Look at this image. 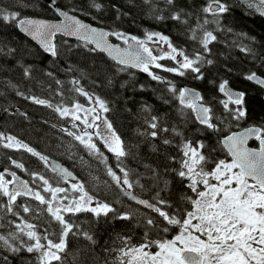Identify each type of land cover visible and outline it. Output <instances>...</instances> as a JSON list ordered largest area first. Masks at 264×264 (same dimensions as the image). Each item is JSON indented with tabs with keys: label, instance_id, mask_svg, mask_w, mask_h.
Instances as JSON below:
<instances>
[{
	"label": "trees",
	"instance_id": "16d2710c",
	"mask_svg": "<svg viewBox=\"0 0 264 264\" xmlns=\"http://www.w3.org/2000/svg\"><path fill=\"white\" fill-rule=\"evenodd\" d=\"M97 2L103 5L101 12L89 7L90 0H57L58 4L68 6L65 10L72 6L82 9L78 16L111 31H123L138 39H146V32H160L190 57L201 53L204 61L199 66L203 78L195 79L197 74L191 71L179 76L154 67H151V71L162 80H153L147 73L130 66L118 71L121 66L106 53L98 50L90 52L79 39L61 34L55 37L58 55L53 57L21 32L15 22L0 20V133L14 136L42 155L62 162L76 174L78 182L84 185L89 195L114 209V212L99 217L90 212L67 215L66 219L78 227L73 229L76 234L67 237L66 251L61 253L62 261H54L53 264H119V250L126 247V242L128 246L145 242V232L153 240L170 239L176 234L174 228L167 234L150 229L146 225V218L158 219L157 214L124 195L107 175L108 167L121 177L123 174L119 167L125 168L133 182L134 192L152 202H155L153 197L159 192L161 198L173 205L182 204L181 197L192 195L184 186L185 182L172 171L180 166L178 145L182 138L193 143L203 142L205 154L211 152L214 158L223 159L226 158V151L219 144L222 135L250 124L264 126V89L246 79L253 72L264 77V16L255 7H248L245 0H224L229 12L222 17L220 27L214 23L205 25L217 37L209 44V51L205 52L198 39L190 38V29L196 27L198 20L203 22L205 14L201 9L208 0H176L172 6L167 5L165 0H150L148 3L145 0ZM0 9L17 11L20 16L57 17L46 0H0ZM181 10L187 23L170 19L173 11ZM85 12L90 14L85 15ZM157 15H163L165 19L157 20ZM207 18L210 21L213 19L211 16ZM201 35L202 31H198L197 36ZM112 39L116 40L115 37ZM208 60L212 63L208 64ZM159 63L176 67L169 59L160 60ZM25 69L28 76L24 74ZM223 81H227L229 87L245 93L246 118L240 121L231 119L220 104L221 100L227 99L219 91V84ZM170 85L176 89L183 85L198 88L203 102L212 109L213 122L219 130L213 132L200 125L195 114L183 109L168 91ZM77 87L87 92L93 100L99 97L106 102L109 111L103 114L121 137L128 152L127 156L121 158L119 166L115 156L107 151L96 135L92 137L93 142L107 157L106 163L64 131L85 130L79 120L62 117L55 111L57 107L74 102L89 103L88 97L75 90ZM31 97L46 100L52 107L34 103ZM152 116L159 118L161 128H175L181 136L171 131L160 132L155 139L142 135L151 131L146 120ZM74 123L77 125L75 128L72 126ZM164 139L173 142L165 145ZM249 143L256 145L257 141L252 138ZM173 157L176 159L173 160ZM13 160L24 164L27 171L17 169L12 164ZM0 167L24 176L33 188H37L40 182L31 183L32 172L44 175L53 185L71 186L49 165L45 167L37 157L23 149L5 148L2 143ZM4 201L5 198H0V202ZM17 204H27L34 209L26 215L22 208L16 207L24 219L38 225V231L43 233L47 228L58 236L59 227L55 223L50 225L51 218L46 213L37 218L35 209L41 207L37 201L22 196L18 197ZM122 214H129L130 218L119 219ZM14 220L15 216L0 211V234L7 235L14 231L10 224ZM85 232L92 240L85 238L82 234ZM57 236L52 239H57ZM3 255L9 256L8 264H36L34 253L11 254L0 250V256Z\"/></svg>",
	"mask_w": 264,
	"mask_h": 264
},
{
	"label": "snow or ice",
	"instance_id": "6c2138e0",
	"mask_svg": "<svg viewBox=\"0 0 264 264\" xmlns=\"http://www.w3.org/2000/svg\"><path fill=\"white\" fill-rule=\"evenodd\" d=\"M145 2L148 3L150 0ZM175 2L176 0H165L169 6L174 5ZM245 2L248 7H255L256 11L264 16V0H245ZM48 7L61 18L58 23L20 18L19 12L4 9H0V20L15 22L21 31L37 41L44 52L50 53L53 57L58 55L53 39L57 33H62L65 36L77 37L90 52L98 50L107 53L121 66L118 71H123L125 67L130 66L147 73L153 80H162V77L150 70L151 66L179 76H184L186 72L191 71L197 74L195 79L203 78L199 66L204 61L202 54L197 52L190 57L182 49L175 47L168 36L160 32H146V40L138 39L135 35H128L123 31L104 30L84 23L77 16V13L83 10L75 6L65 10L68 6L58 4L57 0H48ZM89 7L97 12L103 9V5L97 0H90ZM201 11L205 14L203 22L198 20L196 27L190 29V38L198 39L201 47L207 52L209 44L217 37L212 31L207 30L205 25L214 23L219 28L222 17L229 12V6L224 0H208ZM117 12L119 13L118 9ZM208 16L213 19L210 21ZM155 19L163 20L165 17L157 15ZM170 19L187 23L182 10L173 11ZM198 31H202L199 37ZM109 37H115L126 47L110 43ZM148 41L163 42L167 45L168 51L163 55H154L153 50L148 47ZM164 59L173 61L176 67H166L159 63ZM207 63L211 64L212 61L208 60ZM24 74L29 75L27 69ZM246 79L264 86V79H259L255 73L248 75ZM56 82L60 83L59 80ZM73 83L79 82L73 81ZM227 84V81L219 84V91L227 97L221 100L220 104L231 119L240 121L248 114L245 107V93L232 91ZM75 90L80 95L88 97L90 103L93 102V98L82 88L77 87ZM168 91L179 101L183 109L191 110L195 114L196 121L200 125L213 132L219 130L217 124L213 122L212 109L200 103L202 97L198 92L187 88L176 89L174 85H170ZM18 94L22 95V93ZM30 99L34 103L52 107L46 100L36 97ZM94 104L96 107L84 108L83 105L76 103L71 110L67 107L63 109L57 107L55 111L62 117L71 113L73 121L79 120L84 124L85 130L82 131V135H75L67 129L64 131L74 136L90 153L97 154L102 158V162L106 163L107 157H104L100 148L93 142L92 134L86 131V129L95 128L97 138L107 151L115 156L119 166L121 158L128 155L124 142L107 118L103 119L105 131L103 133L99 131L100 125L97 121L101 120V113H107L109 109L106 102L99 97H95ZM81 111L84 112L83 118L78 114ZM146 124L151 131L141 134L149 135L153 139L157 138L160 132L169 131L176 136H181L175 128H161L159 118L156 116L146 120ZM72 126L77 127L75 123ZM250 138L258 141L257 148L247 146ZM172 142L170 139L163 140L165 145ZM0 143L5 148L23 149L37 157L45 167L49 165L48 157L14 136H5L0 133ZM219 144L226 151V158L216 159L211 152L205 154L203 142L193 143L191 140L182 138L178 145L181 154L180 166L172 170L181 181L185 182L184 186L192 194L181 197L182 204L173 205L161 198L159 192L153 197L154 203L138 199L128 191L133 188L129 172L119 167V171L123 174L121 177L111 167L107 168V175L124 195L157 214L158 219L146 218V225L150 229H157L165 234L173 228L177 230L170 239L153 240L149 237V233L145 232V242L136 246H128L126 242V247L119 250V264H264V126H250L242 131L233 132L221 138ZM12 164L17 169L27 171L22 163L13 160ZM52 171L64 177L72 175L59 165L52 167ZM6 173L11 179L6 178ZM30 175L31 183L40 182L37 188L30 187V182L20 179L16 172H10L8 169L0 171V198H5L4 202H0V211L16 217V220L10 221L15 230L7 235L0 234V250L11 254L34 253L36 264L60 262L62 261L61 253H64L67 248V237L70 234H76L73 229L78 227L66 219L67 215L90 212L99 217L114 212V209L104 202H96L95 206H91L94 197L85 191L81 183L71 184V191L79 193V196L70 198L68 188L53 186L49 179L38 172H32ZM22 196L30 197L38 202L41 207L35 209L37 218L40 214L46 213L51 218L50 225L55 223L59 227L58 236L55 232H49L47 228L41 233L38 231V225L24 219L16 211V207L22 208L26 215L34 211L27 204H17L18 197ZM118 218L127 220L130 215L122 214ZM17 220L19 222H16ZM82 234L88 240H92L86 232ZM53 236H57V239H52ZM153 247L157 250L154 252L148 250ZM8 261V255L0 256V264H8Z\"/></svg>",
	"mask_w": 264,
	"mask_h": 264
},
{
	"label": "water",
	"instance_id": "95a60500",
	"mask_svg": "<svg viewBox=\"0 0 264 264\" xmlns=\"http://www.w3.org/2000/svg\"><path fill=\"white\" fill-rule=\"evenodd\" d=\"M47 2H48V0H46ZM78 16V15H77ZM20 18H29V19H39V20H45V21H47V22H50V23H58L59 22V20L61 19V18H59V17H55V18H49V17H42V16H37V15H21L20 16ZM78 18H80L84 23H87V24H89V25H91L92 27H97V28H103L104 30H109V29H107L106 27H104V26H100V25H97V24H94V23H91V22H89V21H87V20H85V19H83V18H81L80 16H78ZM19 29V28H18ZM20 30V29H19ZM21 31V30H20ZM21 32H23V31H21ZM24 34H26L25 32H23ZM58 34H61V35H63L62 33H57V35ZM27 35V34H26ZM56 35V36H57ZM29 38H31L29 35H27ZM55 36V37H56ZM65 36V35H64ZM55 37H54V39H53V43H55ZM67 37H72V38H76L77 39V37H75V36H67ZM32 39V38H31ZM33 40V39H32ZM33 41H35V40H33ZM38 45H39V43L37 42V41H35ZM109 42L110 43H113V44H119L121 47H126V45H124V44H122V43H120L119 41H116V40H114V39H112V37H109ZM40 46V45H39ZM41 47V46H40ZM151 49L152 50H154V52H153V54L155 53V52H161L162 50H163V47H161V46H159V45H156V44H154V45H152L151 46ZM107 54V53H106ZM111 58V57H110ZM115 61V60H114ZM135 69H137V68H135ZM137 70H139V69H137ZM253 73H255V72H253ZM252 74V73H251ZM256 74V76L259 78V79H264V77H262L261 75H259L258 73H255ZM252 82H254V83H256L255 81H252ZM257 84V83H256ZM259 85V84H258ZM259 86H261V85H259ZM230 90H232V91H237V92H241L240 90H238V89H235V88H231V87H229V86H227ZM262 88H264V86H261ZM183 88H187V89H191V90H193V91H195V92H198L199 94H200V96H201V92H200V90L198 89V88H196V87H193V86H190V85H183ZM202 97V96H201ZM263 97H264V95H263ZM200 103H203L205 106H208L206 103H204L202 100L200 101ZM250 126H258V125H246V126H243V127H241V128H238V129H235V130H232V131H230V132H228V133H226V134H224L223 136H221V138H223L224 136H227V135H230L231 133H233V132H239V131H242V130H244L245 128H248V127H250ZM220 138V139H221ZM251 139V138H250ZM249 139V140H250ZM249 140H248V142H247V146L248 147H251V148H257L258 146H259V144L257 145V146H253V145H250L249 144ZM257 143H258V141H257ZM48 161H49V166L51 167V169H52V167H54V166H56V165H59L60 166V168H63V169H66L67 170V172H70L72 175L71 176H67V177H64L62 174H58V173H56V174H58L59 176H61L62 178H64V179H72V180H77L78 178H77V176H76V174L71 170V169H69L66 165H64L62 162H60L59 160H57V159H55V158H48ZM0 171H2V168H0ZM17 174V176L20 178V179H22V180H26V178L24 177V176H22V175H20V174H18V173H16ZM128 191H130V192H132V194L133 195H135L138 199H144V200H148V201H150V202H152L151 200H149L148 198H146V197H143V196H141V195H139V194H137L136 192H134V190L133 189H128ZM130 198V197H129ZM132 200V199H131ZM132 201H134V200H132ZM135 203H136V201H134ZM154 203V202H153ZM138 204V203H137ZM140 205V204H139ZM141 206H143V205H141ZM144 207V206H143Z\"/></svg>",
	"mask_w": 264,
	"mask_h": 264
},
{
	"label": "rangeland",
	"instance_id": "374dc122",
	"mask_svg": "<svg viewBox=\"0 0 264 264\" xmlns=\"http://www.w3.org/2000/svg\"><path fill=\"white\" fill-rule=\"evenodd\" d=\"M145 40H146V39H145ZM147 44H148V47H150V46L153 45V44H158V45H160V46H162V47L164 48L163 51L157 53V55H163L165 52L168 51L167 46H166L165 44H163V42L154 43L153 41H148ZM76 103H79V104L83 105L84 108H92V107H96V105L94 104V100H93L92 103H90V102H89V103L74 102V103H71V104H69V105L62 106L61 109H63L64 107H67V108H69V109L71 110L72 106H73L74 104H76ZM97 111L99 112V109H98V108H97ZM78 114L81 116V118H83V116H84V112L81 111V112H79ZM68 116L72 117V116H71V113H70ZM104 118H106V116H105L103 113H101V120L97 121V123L100 125V129H99V131L102 132V133L105 131V129H104V125H103V119H104ZM89 120H91V116H89ZM107 120H108V119H107ZM86 131H88L89 133H91V134H92V137H93L94 135H96V131H97V130H96L95 128H92L91 130L87 129ZM73 133H74L75 135H82V131H81V132H78V131L76 130V131H74ZM6 178H7V179H11V177L8 176L7 173H6ZM69 183H70V185H71V184L76 183V182H75L74 180H69ZM69 183H68V184H69ZM53 186H58V185H53ZM10 187H11V185H10ZM60 187H61V186H60ZM65 188H68V189H69V196H70V198H71V197L79 196V193H75V192H72V191H71V186H67V187H65ZM42 194H43V193H42ZM48 195H49V194H47V196H48ZM96 202H101V201H98V200H95V199H94V202H93V204H92L91 206H95V203H96ZM148 250L150 251V249H148ZM156 250H157V249H153V252L156 251ZM118 257H120V253H119Z\"/></svg>",
	"mask_w": 264,
	"mask_h": 264
},
{
	"label": "flooded vegetation",
	"instance_id": "af4514ba",
	"mask_svg": "<svg viewBox=\"0 0 264 264\" xmlns=\"http://www.w3.org/2000/svg\"><path fill=\"white\" fill-rule=\"evenodd\" d=\"M151 251V250H150ZM153 252V251H152Z\"/></svg>",
	"mask_w": 264,
	"mask_h": 264
}]
</instances>
